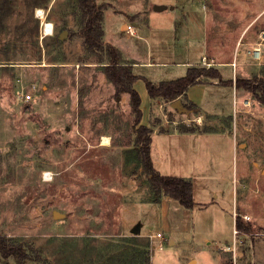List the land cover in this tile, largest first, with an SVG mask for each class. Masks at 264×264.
<instances>
[{"label":"rangeland","instance_id":"obj_1","mask_svg":"<svg viewBox=\"0 0 264 264\" xmlns=\"http://www.w3.org/2000/svg\"><path fill=\"white\" fill-rule=\"evenodd\" d=\"M53 2L43 8L47 0H0V63L16 67L0 73V235L24 245L21 264H139L143 249L150 264H219L218 253L222 264H264V59L254 62L250 47L239 46L264 31V0H96L105 38L113 30L128 60L165 62L134 68L149 81L185 76L187 67L175 63L198 62L202 52L238 61L246 54L239 70L221 68L222 80L233 85L189 90L204 118L171 103L141 105V124L164 131L154 135L162 152L156 167L191 180L192 209L170 199L151 204L129 97L107 81L99 55L86 52L73 0ZM155 3L168 6L157 21L133 15L144 9L153 17ZM38 10L53 25L50 36L41 38ZM125 22L137 36L120 30ZM236 79L261 88L256 94L235 88ZM31 90L24 103L21 95ZM196 126L224 134L173 132ZM229 191L235 197L226 200ZM54 211L64 218H53ZM232 215L248 227L237 237L235 258L219 251L232 244ZM156 233L163 238L145 237Z\"/></svg>","mask_w":264,"mask_h":264},{"label":"trees","instance_id":"obj_2","mask_svg":"<svg viewBox=\"0 0 264 264\" xmlns=\"http://www.w3.org/2000/svg\"><path fill=\"white\" fill-rule=\"evenodd\" d=\"M53 0H47L43 8H48ZM56 0L52 4L55 3ZM72 5L76 8V14L80 21L79 34L82 38V43L86 52L90 55H99L98 64L101 65L103 74L108 82H110L117 94L125 93L129 97L131 110L135 115V126L139 125L142 112L140 109V97L137 91L133 88V84L137 79L144 81L146 91L150 100H159L161 103H173L179 101L185 113H193L197 117L204 118L201 109L193 102L188 100L187 90L189 87L200 84L206 79L215 80L218 85H233L232 81L222 80L219 71L213 67L199 68L190 67L187 69L185 76L171 80L153 82L143 77H137L133 73L132 63L123 62L120 51L113 45L103 41L104 29V9L96 0H73ZM44 38V37H43ZM36 54L41 60V47L36 42ZM7 49V44L3 47ZM0 73L4 70L16 68L7 63H0ZM235 88H244L251 93L256 94L261 87L258 84H252L248 81L236 79ZM177 110V109H175ZM135 142L138 146L137 156L141 162L142 169L146 174L150 189L153 195V203H159L162 198L175 200L180 206L185 209L194 207L192 194V182L188 178L178 176H164L159 174L152 165L150 157V144L153 128L140 125L136 129ZM159 132H163L160 130ZM179 133H211L209 130H203L196 126L194 128L180 127L177 129ZM236 228L245 232L248 227L241 222L238 215L235 220ZM147 248V243H143ZM139 264H150V254L147 249H143L138 253ZM0 258L15 259L18 264H21L28 258L26 248L21 242L14 240L5 235H0Z\"/></svg>","mask_w":264,"mask_h":264},{"label":"crops","instance_id":"obj_3","mask_svg":"<svg viewBox=\"0 0 264 264\" xmlns=\"http://www.w3.org/2000/svg\"><path fill=\"white\" fill-rule=\"evenodd\" d=\"M156 5H154V6H162L163 8H161V9H159V10H154V12H155V14L157 13H159V12H163V11H166V10H168L167 9V4H161V3H155ZM169 4V3H168ZM174 10V8H173V6H172V8H170L169 9V12L171 11H173ZM154 15L153 17L150 15V13H148L146 10H144V9H140V10H136V11H134V13H133V15H137V17L140 15L141 17H144V16H147V18H148V20H153V21H157V19H159L160 17H159V15ZM168 14H170V13H168ZM104 19H105V16H104ZM128 22H125V23H122V26L120 27V30L121 31H123V28H124V25L125 24H127ZM173 23H174V21H173V18H172V15L170 14V17H169V20H168V25H169V27H171L172 28V25H173ZM245 31H246V29H244L243 31H240V35L242 36V34H244L245 33ZM124 32V31H123ZM45 36H50V35H45ZM45 36H41V38H43V37H45ZM135 36H137V34H136V32H135ZM104 39H105V41L104 42H106V43H109V44H111V45H113V46H115L119 51H120V53H121V57H122V60H123V62H128V63H132V69H133V73H134V68H136V67H138V66H141V65H150V64H156V65H162V64H165V62H140V61H137V60H135V59H131V60H128L124 55H123V51H122V45L120 44V42L118 41V38H117V35L114 33V31L113 30H109V37H107V38H105V31H104ZM258 41V34H257V38H256V40H253V41H250V42H243V44L240 42L239 44H237L236 43V46L237 45H239V46H244V45H246V46H248V47H250V49L252 48V46L256 43ZM249 50H247V52H248ZM245 55L246 54H243V58H242V60H240V61H238L235 57H233L232 56V58H228V59H222V57H220V56H217V54H215V55H213V56H208V55H206V54H203V52H202V55H201V58H200V61H198V62H191L190 60H184V61H179V62H176L175 64L176 65H181V66H183V67H187V69L188 68H190V67H194V66H196V65H198V64H200L201 65V61H202V59L204 58L205 59V61L206 62H208V63H210L211 65L209 66V67H213V68H215V69H217L218 71H219V73L221 74V68H224V67H231L232 69H233V71H234V69H236L237 70V68H238V70L241 68V65L243 64V62H244V60L246 59V57H245ZM252 60V59H251ZM232 63H234V66H231V64ZM258 64H260V63H258ZM208 67V68H209ZM235 70V71H236ZM239 72V71H238ZM134 75H136L137 77H142L140 74H135L134 73ZM222 75V74H221ZM203 84H212L213 86H217L216 85V82H214V81H203V82H201L200 84H197V85H194V86H200V85H203ZM193 86H191V87H189V89H188V91H187V97H189L190 99L192 98L190 95H188V92H189V90L192 88ZM133 88L137 91V93L139 94V97H140V109H141V105H142V103H144V102H149V97H148V94H147V91H146V87H145V85H144V81L142 80V79H137L135 82H134V84H133ZM189 98H188V100H189ZM125 99L126 100H128V97L126 96L125 97ZM156 101H159V100H156ZM191 101V100H190ZM192 102V101H191ZM234 103H235V101H234ZM161 104H163V105H165L164 103H161ZM202 110V109H201ZM141 112L143 113V111H142V109H141ZM204 114H205V112L204 111H202ZM142 118V117H141ZM140 125H143V126H147V127H149L148 125H145V124H141V120H140V123H139ZM173 132H176V133H178L177 131H173ZM156 133H159V132H155V130L153 129V133H152V135H151V144H150V157H151V161H152V165H153V168L160 174V171L157 169V167H156V160L155 159H157V161H161V159H162V152H161V147H160V144L159 143H157V142H155V140H154V135L156 134ZM163 133H164V131H163ZM165 133H170V131H167V132H165ZM221 134H224V132L222 131V132H211V133H202V134H197V133H184V134H182V135H201V136H211L212 138H219V136L221 135ZM100 136L102 135V134H99ZM103 136H105V135H102L101 136V138L103 137ZM105 137H107V136H105ZM101 138H100V140H101ZM107 138H109V137H107ZM98 146H102L101 145V141L99 142V145ZM109 146V145H108ZM234 146H236V144H234ZM102 147H107V146H102ZM155 152V153H154ZM154 155L157 157V158H155L154 157ZM215 191H216V188H212V189H210V191H209V196L211 197L213 194H214V196L216 197V194H215ZM231 191V190H230ZM229 191V192H230ZM228 192V194H227V197H226V200H228V198H233L234 199V197H235V194L234 193H229ZM192 194H193V200H194V197H195V194H196V192H195V190H194V186H193V184H192ZM212 198V197H211ZM165 200H169V199H166V198H162L161 200H160V202L159 203H151V204H153V205H162L163 204V202L165 201ZM132 203V202H131ZM194 203H195V201H194ZM134 204H136V203H134ZM197 204V203H196ZM235 208H236V206H235ZM218 211H219V209H218ZM219 212H224V211H219ZM236 213V211L235 212H233V214H235ZM236 217V216H235ZM234 215H232V219H233V228H234V225H235V220H234ZM233 228H232V241H233ZM146 236V235H145ZM237 237H239V241H241L240 239H242L241 238V236L239 235V236H237ZM160 240V239H159ZM171 243H173V241H170ZM232 245V244H231ZM231 245H230V243H228V244H226V245H223L222 247H221V249L219 250V251H222V252H225V253H229V254H231L232 255V257L233 258H235L236 257V254H237V251L235 250V252L234 253H231V251H229V250H224V248H227V247H231ZM237 248H238V246H237ZM218 261H219V264H222V260H221V256L219 255V253H218Z\"/></svg>","mask_w":264,"mask_h":264},{"label":"built area","instance_id":"obj_4","mask_svg":"<svg viewBox=\"0 0 264 264\" xmlns=\"http://www.w3.org/2000/svg\"><path fill=\"white\" fill-rule=\"evenodd\" d=\"M39 11V10H38ZM38 11L36 12V17L40 20V23H41V26H42V22L43 20H46L45 18V14H44V11H42V16L43 17H38L37 14H38ZM53 26V25H52ZM123 31L129 35V36H135V31H134V28L132 26V24H125L124 25V28H123ZM52 34V33H51ZM50 34V35H51ZM46 34L43 33L42 36H45ZM262 46H264V31H259L258 33V41L252 46V48L250 49L249 51V54H250V57L251 59L254 61V62H262V60L264 59V50L262 49ZM201 65L203 66H206V67H209L211 64L206 62L205 59L203 58L202 61H201ZM231 66H234V63L231 64ZM32 90L28 93V94H22L21 95V98L23 100L24 103H29L31 100H32ZM47 173H43V180L45 181H48L51 179V177H47L46 175ZM49 178V179H48ZM236 215H234L235 217ZM244 220H248L247 217H243ZM234 220H236V217L234 218ZM239 233H241V231H239L236 226L234 225V228H233V241H232V245L231 247H227V248H224V250H229L231 251L232 253H234L235 251V246L237 245V243H239V241L237 240V236L239 235ZM145 237H147L149 240L153 241L155 238L157 239H162L163 237L161 236L160 233H156L154 235L152 234H148L146 235Z\"/></svg>","mask_w":264,"mask_h":264},{"label":"water","instance_id":"obj_5","mask_svg":"<svg viewBox=\"0 0 264 264\" xmlns=\"http://www.w3.org/2000/svg\"><path fill=\"white\" fill-rule=\"evenodd\" d=\"M161 8H163L162 6H155L154 7V10H159V9H161ZM66 35V32H63L60 36H59V39H62L64 36ZM172 107L173 108H175V109H177V110H184L183 108H182V106L180 105V103H179V101H175V102H173L172 104ZM263 173H264V170H263ZM53 218H55V219H62V218H64V214H62V213H59V212H57V211H54L53 212Z\"/></svg>","mask_w":264,"mask_h":264},{"label":"bare ground","instance_id":"obj_6","mask_svg":"<svg viewBox=\"0 0 264 264\" xmlns=\"http://www.w3.org/2000/svg\"><path fill=\"white\" fill-rule=\"evenodd\" d=\"M37 16L38 17H43L44 16V15L42 16V11L41 10L38 11ZM42 26H43V30H42L43 33H45L46 35H50L52 33V31H53L52 24H49V22H47L46 20L45 21L43 20ZM103 141L105 142L104 144H108L107 138L103 137Z\"/></svg>","mask_w":264,"mask_h":264}]
</instances>
